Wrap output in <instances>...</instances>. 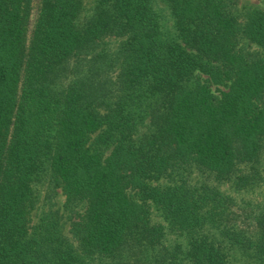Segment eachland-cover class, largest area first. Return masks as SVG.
<instances>
[{"label": "trees", "instance_id": "1", "mask_svg": "<svg viewBox=\"0 0 264 264\" xmlns=\"http://www.w3.org/2000/svg\"><path fill=\"white\" fill-rule=\"evenodd\" d=\"M166 1L178 39L152 0H97L85 18L84 0H41L29 40L34 0H0V264H89L164 247V226L131 188L188 239L183 255L159 264L243 255L264 264V200L237 201L220 187L242 191L264 177V57L240 45L264 46V9L249 7L241 22L238 0ZM109 36L123 37L115 80L97 52ZM197 70L228 88L216 95ZM48 170L67 203H86L72 223L82 252L59 212L31 225ZM164 175L168 184L151 183Z\"/></svg>", "mask_w": 264, "mask_h": 264}, {"label": "rangeland", "instance_id": "2", "mask_svg": "<svg viewBox=\"0 0 264 264\" xmlns=\"http://www.w3.org/2000/svg\"><path fill=\"white\" fill-rule=\"evenodd\" d=\"M97 0H84V11L82 17H88L93 12L94 6ZM154 8L159 16L163 30L167 35L179 38L178 31L176 28V19L172 12L169 3L166 0H152ZM41 0H34L33 7L31 11V16L29 20V40L32 37L33 30L37 23L38 14L40 12ZM249 7H259L264 9V0H238L234 5L232 12H235L243 22L245 17L244 13ZM123 41V37L109 36L102 43L101 47L97 51L98 53H104L108 55V58L114 63L111 66V75L113 80L117 78L119 72L120 61H115L113 58L117 55V51ZM240 45L243 46L247 51H251L257 57H264V46L258 44L257 42L251 41L247 38H241ZM77 63V62H76ZM86 63V62H84ZM84 63H82L84 65ZM76 69L82 73L86 70L85 67L75 66ZM81 68V69H80ZM78 71V72H79ZM74 75L70 76L67 82L73 79ZM199 78L201 81L208 82L211 84L213 92L220 96L222 90H226L228 86L226 84L215 83L209 74L201 70L196 71L195 79ZM193 84V82H190ZM152 129V124L148 120L144 125L140 127V131L137 134L139 137L142 133ZM198 170L195 169L193 173V179L197 180ZM171 177L169 175L162 176L159 180L151 181L153 185H164L170 182ZM221 189L228 192L236 198L237 201H263L264 200V177L263 180L258 183L255 187H251L242 191L234 188L231 183H222L220 185ZM36 194L38 197V202L36 207L32 211V223L35 224L43 213L49 211H57L61 217L62 229L64 235L82 252L80 248L79 237L75 235L72 230V223L84 214L86 210V203L78 201L75 203H67L66 195L63 192L61 186L55 183L53 175L50 170L46 172L43 179L35 185ZM129 194L133 199L140 200L147 205H149L151 210V221L153 224H159L165 228V239L164 247H158L156 249L143 248L141 250H129L123 251L121 254L109 257L102 255H92L87 256V262L89 264H159L163 256L171 257L173 255L179 256L183 255L188 250V239L185 235L173 231L170 228L169 222L164 216L163 212L157 208L153 199L142 200L139 191L136 188L129 189ZM239 257V256H238ZM238 264H260L255 260H252L248 256L239 257Z\"/></svg>", "mask_w": 264, "mask_h": 264}]
</instances>
